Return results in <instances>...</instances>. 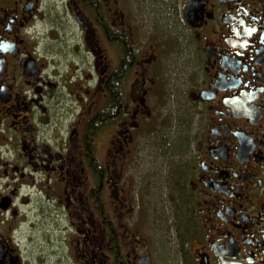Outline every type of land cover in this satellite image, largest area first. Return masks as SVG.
Listing matches in <instances>:
<instances>
[{
	"label": "flooded vegetation",
	"instance_id": "obj_1",
	"mask_svg": "<svg viewBox=\"0 0 264 264\" xmlns=\"http://www.w3.org/2000/svg\"><path fill=\"white\" fill-rule=\"evenodd\" d=\"M135 5L0 0V264H154L162 98L188 133L180 264H264V0H179L157 32Z\"/></svg>",
	"mask_w": 264,
	"mask_h": 264
},
{
	"label": "rangeland",
	"instance_id": "obj_2",
	"mask_svg": "<svg viewBox=\"0 0 264 264\" xmlns=\"http://www.w3.org/2000/svg\"><path fill=\"white\" fill-rule=\"evenodd\" d=\"M178 4L179 0H136L135 7L139 10L141 26L146 30L152 28L157 32L162 29L163 23L172 17V14H168L169 7H172V12H174L173 9L176 11ZM168 52H174V48L166 49L165 55ZM158 68L162 70V75H159L158 79H173L180 71L178 62H170L167 67L164 62H161ZM178 116L179 113L175 111L172 99L162 98L156 103L153 120L157 131L162 133V138L163 136L167 137L165 141L161 138V141L156 139L157 146L154 157L150 158L148 164H144L143 169H139L140 179L142 180L144 177V182L140 183L139 190L144 192L142 200L143 204H146L144 205V214L147 218L143 224L142 232L151 241L154 264H180L182 234L176 216L177 205L171 200L173 187L171 189L170 177L172 172H177L185 164L189 148L186 145L188 133L185 132L187 130L179 124ZM163 141L168 145L166 149ZM184 141L186 146H184ZM151 176H153L152 184L150 183L152 181L148 180ZM53 219L54 215L47 219V225H53L55 223ZM45 228L47 227L45 226Z\"/></svg>",
	"mask_w": 264,
	"mask_h": 264
},
{
	"label": "trees",
	"instance_id": "obj_3",
	"mask_svg": "<svg viewBox=\"0 0 264 264\" xmlns=\"http://www.w3.org/2000/svg\"><path fill=\"white\" fill-rule=\"evenodd\" d=\"M181 177H182V170H177L172 172L171 177H170V183H171V189L173 187L172 191V198L171 200L176 203L177 205V211H176V216L177 219L180 220V229L182 225H185V211H184V206H183V185L181 183Z\"/></svg>",
	"mask_w": 264,
	"mask_h": 264
}]
</instances>
